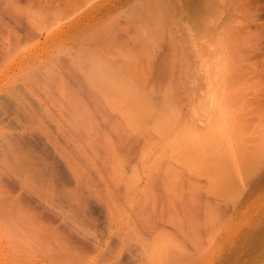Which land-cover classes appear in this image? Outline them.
<instances>
[{
	"label": "rangeland",
	"instance_id": "1",
	"mask_svg": "<svg viewBox=\"0 0 264 264\" xmlns=\"http://www.w3.org/2000/svg\"><path fill=\"white\" fill-rule=\"evenodd\" d=\"M158 1L162 15L156 0H112L45 48L67 72L68 131L83 148L96 137L89 156L103 165L90 164L99 173L82 188L86 208L67 201L47 232L0 221V264H264V0ZM76 3L32 10L25 28L15 18L31 10L0 0V67L76 15Z\"/></svg>",
	"mask_w": 264,
	"mask_h": 264
},
{
	"label": "bare ground",
	"instance_id": "2",
	"mask_svg": "<svg viewBox=\"0 0 264 264\" xmlns=\"http://www.w3.org/2000/svg\"><path fill=\"white\" fill-rule=\"evenodd\" d=\"M83 1H85L86 3ZM14 2H16L17 4H21V7L31 10L30 13H25L24 15L23 13L20 12L22 14V17H19L20 14L19 16H17L18 14L16 15L15 20L18 26L20 25L25 28L26 26H23L25 23L30 24L31 18L28 16V14H31V16L35 15L34 11L32 10H39L43 15L46 16L47 12L53 8L60 9L78 2L74 5L76 6V8H78V13L74 15L70 20L58 26L53 32L46 33L34 39L30 49L25 51L20 58L18 57L19 58V59L17 58L18 60L12 61L10 63H6L4 66L0 67V110L5 109L3 111H6L7 114L8 110L11 109L12 112L14 113H12L9 110V112L11 113L8 114H14V115L17 114L16 116H18V118L21 119V122L19 121L17 123L16 122L14 123V121L17 120L15 116L14 117L16 119L14 121L12 120L13 122L10 120V118L8 119L6 117L5 121L7 125L6 124L5 125L9 130L12 128L13 123L16 124V126L17 125L18 126L15 127L13 125L14 126V129L12 128L13 131L9 132L8 134H4V131L2 133V131L0 130V141H2V143H0V221L2 222L10 221V223L12 222L16 223L19 226L20 225L35 226L36 224H39L45 227L47 226L52 227L53 224H58V222H61L65 219L64 215L66 208L68 209L71 206L69 203L72 202V200H77V201L79 200L78 202H82L79 203L80 207L84 201L86 202V198H84L85 195L84 194H83L84 196L82 195L83 192L82 188L83 186L88 184V182H90L92 185L94 184L91 176L92 173L94 172V169H96L92 165L91 168L90 164L94 163L96 166L99 167V165L100 166L103 165V162L100 164L98 163L99 160L95 161L96 163L91 161L92 158L96 156L98 152L96 151L98 149H96L97 147L95 145H99L97 143L95 145L93 144L95 147L94 146L92 147V145H90L93 139H95L94 141L97 140L96 137H94V134H96L97 136V133H95V131L94 133L91 134L92 137L94 138H90L89 141L91 142L90 143L88 142L87 145H84V148L82 145L83 141L81 137L78 136L79 134H77L76 130L71 129L72 131L76 132L74 134L72 133V131L70 130L68 131L69 127L67 125L69 123L68 122L69 120L67 121L66 117H68L69 115L66 114L68 113V108H67L68 105H66L67 96L65 95V92L69 88L65 86V84L68 86L67 81H64V75L67 74V72L63 74L65 68L63 67L64 65L63 66L61 65V63H58V66L60 64L62 69L59 67L58 69H55L57 68L55 67L57 63H53V62L48 63L49 61L46 58L47 52H45V48H48L53 42L62 39L64 36L68 34L73 35L78 33L80 30L84 29L85 24L95 21L94 19H97L99 15L101 16L105 12L112 10V0H97V1L96 0H14ZM81 2H83L84 7H82L83 5H81ZM158 2L159 1L156 0L157 5L155 6L156 8L153 9L154 12L158 13V15L160 12L162 15V11L159 8V6L161 5H159ZM25 18L27 19V22L26 21L24 22ZM127 45L128 44H126V46ZM92 49L91 51L88 50L89 53L88 51L85 53L86 50L84 51L83 57L88 56L87 58L83 59L81 56L83 54H81L79 56L80 58H78L77 56V59L89 60L92 58L91 56L97 57L96 54L94 53L96 52V50L93 52ZM74 58H76V56ZM92 61L93 59H91V62ZM76 62L78 63V60ZM81 62L83 61H79V63ZM85 62H83L82 65ZM91 62L90 64L93 63ZM53 64H54L53 67L55 68L52 67ZM90 66L91 65H89V67ZM75 70H77V68ZM70 77H72V75H70ZM73 79H75V76ZM18 80L21 83L20 84L21 88H19L18 84L16 86H15L16 83L13 84ZM78 87L80 88V86ZM66 94H68V92H66ZM3 114L5 115V112H3ZM2 118H0V124H2V122L3 123L5 122L3 120L4 118L3 119ZM9 121L10 123H12V125L9 123ZM74 125L77 127L78 124L76 125L75 123ZM74 125L72 128H76ZM6 126L4 127L6 128ZM10 126L11 128H9ZM73 135L75 136L74 138ZM69 137L71 138V140L75 141V143L74 142L69 143L70 142ZM40 147H42L43 150ZM88 148H90L89 149L90 151L88 150ZM100 149L99 152L101 151ZM110 153L112 154V150L110 151ZM89 154L92 155L93 157L92 156L90 157ZM111 154H107L108 157ZM106 168L104 167L105 169L104 171L106 172L109 171L106 170ZM102 169L103 168L101 167V171H103ZM65 170L69 171V173L67 171L66 173L68 174L71 173L72 181L70 182L72 183L70 182L65 183V180L67 179ZM90 171L92 173H89ZM97 173H99V170ZM97 173L95 174L94 172L95 178H98L96 177L98 176ZM108 178L110 179L111 177ZM68 180H70L69 177L67 179V182ZM103 180L105 179L103 178ZM66 184H68L69 186H67ZM70 185L72 187L71 189H70ZM66 187H69L70 190H68ZM108 187L109 186L107 184V188ZM109 190L110 189L108 188L107 191L109 192ZM67 201H70L68 202L69 207H66L67 205L65 206V204H67ZM53 206H55V209L56 208L57 209L54 210ZM72 206H75V204L74 205L72 204ZM83 206L84 204L82 205V208ZM75 207L80 208L79 206L77 207V205ZM51 209L55 212L53 213ZM80 209L79 210L74 209V210H76L75 212H78L80 211ZM84 210L85 209H83L80 213L78 212L77 214L76 213L75 214L77 216L78 214L79 215L81 214L82 217L83 216L82 214H84L83 213ZM67 213L68 212H66V214ZM108 214L107 216L110 217L109 215L111 214L109 215ZM108 217H107V221L109 219ZM110 220L112 221V219ZM111 221L109 223H112ZM57 226L60 228L63 227V225L62 227L59 225ZM58 227L57 229H59ZM47 229L48 227L45 228L46 232ZM57 229H55V231ZM50 230L52 233L51 228ZM58 233L60 232L58 231ZM64 234L62 233L61 236L63 237ZM57 236H55L56 239ZM62 237L57 240L55 239L56 246H57L56 241H58V246H59L60 244L59 240L62 239ZM66 238L67 237H65V240ZM64 241H62L61 244H63ZM67 242L68 241H66L65 243ZM49 244L48 246L50 247L51 242ZM68 250L65 249L64 251H68ZM47 251L49 252V250ZM56 251L58 252V250ZM53 253L51 254L55 255ZM57 255L60 254L58 253ZM61 256L64 255L61 254ZM59 258L57 256L58 260Z\"/></svg>",
	"mask_w": 264,
	"mask_h": 264
}]
</instances>
